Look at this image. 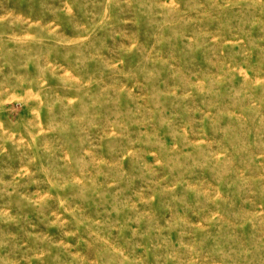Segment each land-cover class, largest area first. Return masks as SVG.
Wrapping results in <instances>:
<instances>
[{
  "label": "rangeland",
  "instance_id": "obj_1",
  "mask_svg": "<svg viewBox=\"0 0 264 264\" xmlns=\"http://www.w3.org/2000/svg\"><path fill=\"white\" fill-rule=\"evenodd\" d=\"M0 264H264V0H0Z\"/></svg>",
  "mask_w": 264,
  "mask_h": 264
}]
</instances>
